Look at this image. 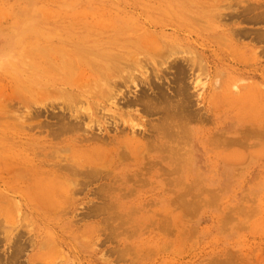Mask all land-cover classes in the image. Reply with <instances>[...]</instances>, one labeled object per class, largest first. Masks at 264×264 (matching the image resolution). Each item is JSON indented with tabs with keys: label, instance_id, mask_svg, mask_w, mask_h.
<instances>
[{
	"label": "rangeland",
	"instance_id": "1",
	"mask_svg": "<svg viewBox=\"0 0 264 264\" xmlns=\"http://www.w3.org/2000/svg\"><path fill=\"white\" fill-rule=\"evenodd\" d=\"M0 202V264H264V0H0Z\"/></svg>",
	"mask_w": 264,
	"mask_h": 264
},
{
	"label": "bare ground",
	"instance_id": "2",
	"mask_svg": "<svg viewBox=\"0 0 264 264\" xmlns=\"http://www.w3.org/2000/svg\"><path fill=\"white\" fill-rule=\"evenodd\" d=\"M149 42H150V41H149ZM146 46H147V45H146ZM147 48H148V47H147ZM149 48H150V47H149ZM149 48H148V49H149ZM156 48H158V47H156ZM155 50H157V49H155ZM177 65H178V64H177ZM177 65H176V66H177ZM180 65H181V64H180ZM162 66H163V65H162ZM189 66H190V65H189ZM127 69H128V68H127ZM179 69H180V68H179ZM97 71H98V70H97ZM182 72H183V71H182ZM79 73H80V72H79ZM99 73H100V72H99ZM124 73H125V72H124ZM122 74H123V72H122ZM186 74H187V73H186ZM198 75H199V74H198ZM122 76H123V75H122ZM101 77H102V76H101ZM112 78H113V77H112ZM184 78H185V77H184ZM117 79H118V78H117ZM182 79H183V78H182ZM99 80H100V79H99ZM104 81H105V80H104ZM112 81H113V80H112ZM107 82H108V81H107ZM141 82H142V81H141ZM92 83H93V82H92ZM114 83H115V82H114ZM130 83H131V82H130ZM193 83H194V82H193ZM184 84H185V83H184ZM101 85H102V84H101ZM113 85H114V84H113ZM96 86H97V85H96ZM79 87H80V86H79ZM99 87H101V86H99ZM159 87H160V86H159ZM111 88H112V87H111ZM24 89H25V88H24ZM96 89H97V88H96ZM101 89H102V87H101ZM97 90H98V89H97ZM103 90H104V89H103ZM95 91H96V90H95ZM33 93H34V92H33ZM177 93H178V92H177ZM162 94H163V93H162ZM68 97H69V96H68ZM64 98H65V97H64ZM184 98H185V97H184ZM116 99H117V98H116ZM140 99H141V101H143L142 98H140ZM181 100H182V99H181ZM76 101H77V100H76ZM80 101H81V100H80ZM186 101H187V98H186ZM66 102H67V101H66ZM77 103H78V102H77ZM122 103H123V102H122ZM71 104H72V103H71ZM145 104H146V103H145ZM122 105H123V104H122ZM122 105H121V106H122ZM42 106H43V105H42ZM80 106H81V104H80ZM79 108H80V107H79ZM143 108H144V107H143ZM62 110H63V109H62ZM143 110H144V109H143ZM80 111H81V110H80ZM45 112H46V111H45ZM166 112H167V111H166ZM96 113H97V112H96ZM144 113H145V112H144ZM184 113H185V111H184ZM104 115H105V114H104ZM178 115H180V114L178 113ZM109 116H110V115H109ZM189 116H190V115H189ZM66 117H67V116H66ZM66 117H65V118H66ZM83 117H84V116H83ZM179 117H180V116H179ZM188 118H189V117H188ZM159 119H160V118H159ZM161 119H162V118H161ZM164 119H166V118H164ZM167 119H168V118H167ZM62 120H63V118H62ZM76 120H77V119H76ZM80 120H81V119H80ZM183 120H184V119H183ZM66 121H67V120H66ZM166 121H167V120H165V122H166ZM170 121H171V120H170ZM71 122H72V121H71ZM165 122H164V123H165ZM63 123H64V122H63ZM171 123H172V121H171ZM173 123H174V122H173ZM78 124H79V123H78ZM156 125H157V124H156ZM173 125H174V124H173ZM173 125H172V126H173ZM176 125H177V123H176ZM59 126H61V125H59ZM64 126H65V124H64ZM162 127H163V126H162ZM165 127H166V129H168L167 126H165ZM169 127H170V125H169ZM70 128H72V127L70 126ZM160 128H161V127H160ZM172 128H173V127H172ZM66 129H67V128H66ZM91 129H92V128H91ZM155 129H157V128H155ZM166 129H165V130H166ZM175 129H176V128H175ZM177 129H178V126H177ZM179 129H180V128H179ZM158 130H159V129H158ZM162 130H163V128H161L160 131H162ZM172 130H174V129H172ZM183 130H184V129H183ZM75 131H76V130H75ZM170 131H171V128H170L169 132H170ZM95 132H96V131H95ZM164 132H165V131H164ZM175 132H176V131H175ZM175 132H173V133H175ZM185 132H186V131H185ZM52 133H53V132H52ZM87 133H88V132H87ZM96 133H97V132H96ZM136 133H137V132H136ZM160 133H161V132H160ZM173 133H172V134H173ZM180 133H181V132H180ZM172 134H171V135H172ZM169 135H170V134H169ZM174 135H175V134H174ZM172 136H173V135H172ZM56 137H57V136H56ZM102 137H103V136H102ZM104 137H105V136H104ZM167 137H168V136H167ZM167 137H165V138H167ZM169 137H170V136H169ZM88 138H90V137H88ZM98 138H99V137H98ZM98 138H96V139H98ZM178 138H179V137H178ZM98 140H99V139H98ZM105 140H106V139H105ZM129 140H130V139H129ZM175 140H176V139H175ZM88 141H89V139H88ZM176 142H177V141H176ZM171 143H172V142H171ZM139 145H140V144H139ZM177 145H178V144H177ZM178 149H179V148H178ZM137 150H138V149H137ZM176 151H177V150H176ZM51 156H52V155H51ZM124 156H125V155H124ZM106 158H107V157H106ZM89 159H92V158H89V157H88V161H87V159H85V161H86V162H89ZM108 159H109V158H108ZM93 160H94V158H93L91 161L93 162ZM104 160H105V159H104ZM121 160H122V158H121ZM82 161H84V160H82ZM91 161H90V163H91ZM111 161H113V160H111ZM18 162H19V160H18ZM104 162H105V161H104ZM10 163H11V162H9V164H10ZM90 163H89V164H90ZM94 163H95V164H94ZM101 163H103V161H102ZM101 163L99 164L98 162H95V161H94V162L92 163L94 166L90 167V168H92V169L95 170V171L93 170L92 172H95V173L97 174V172H96V170H97L98 173H99V171H101V169H100V170H98V169L103 167V164H101ZM13 164H14V163H13ZM89 164H88V166H90ZM110 164H114V163H110ZM110 164H109V166H110ZM11 165H12V164H11ZM96 165H97V166H101V167H97V168H96V167H95ZM9 167H11V166H9ZM7 168H8V167H7ZM28 168H29V167H28ZM64 168H65V167H64ZM18 169H19V168H18ZM13 170H15V168H13ZM16 170H17V169H16ZM64 170H65V169H64ZM107 170H108V169H107ZM4 171H5V169H4ZM4 171H3V172H4ZM8 171H9V170H8ZM8 171H7V172H8ZM5 172H6V171H5ZM5 172H4V173H5ZM14 172H15V171H14ZM47 172H48V171H47ZM101 172H102V171H101ZM33 173H34V172H33ZM82 173H83V172H82ZM7 174H9V173H7ZM84 174H85V173H84ZM84 174H82V175H84ZM86 174H87V173H86ZM71 175H72V174H71ZM79 175H81V174H79ZM89 175H90V174H89ZM89 175H88V176H89ZM99 175H100V174H99ZM51 176H52V175H51ZM94 176H96V175L94 174ZM96 177H97V176H96ZM96 177H94V178H96ZM51 178H52V177H51ZM108 180H109V179H108ZM39 181H40V182H39V185H40V183L42 184V182H41L42 180H39ZM48 181H51V180L48 179ZM89 182H90V181H89ZM43 183H44V182H43ZM87 183H88V182H87ZM46 184H47V186H48V182H47V183L45 182V185H46ZM49 184H50V183H49ZM107 184H108V183H107ZM37 185H38V183H37ZM45 185L42 186V187H44V189H45ZM50 185H51V184H50ZM47 186H46V190H43V191H42V194H40L41 196H44L45 199H46V200H45L44 197H43V199H41L42 201H43V200H44V201H47V199H48V198H46V191H47V194H48V191H51V190H52V189L50 190V188H49V190H48V187H47ZM42 187L40 186V189H42ZM54 187H55V186H54ZM2 188H3V187H2ZM37 188H38V190H39V187H38V186H37ZM53 189L55 190V188H53ZM2 190H3V189H2ZM36 190H37V189H36ZM3 191H4V190H3ZM6 191H7V190H6ZM34 191H35V189H34ZM56 191H57V190H56ZM56 191H54V192H56ZM39 192H40V190H39ZM37 193H38V191H37ZM40 193H41V192H40ZM49 193H50V192H49ZM52 194H53V193H52ZM36 195H39V193L36 194ZM50 195H51V194H50ZM50 195H48V196H49V199H48L49 201L51 200V199H50V197H51ZM34 196H35V195H34ZM53 196H54V195H52V197H53ZM57 197H58V196H57ZM66 197H67V196H66ZM35 198H37V197L35 196ZM40 198H41V197H40ZM53 198L55 199V196H54ZM37 199H38V198H37ZM54 199H53V201H54L55 203H56V201L58 202V200H54ZM64 199H65V198H64ZM1 200H2V199H1ZM41 200H40V202H41ZM53 201H50V202H53ZM2 202H3V201H2ZM2 202H0V204H2ZM47 202H48V201H47ZM47 202H45V203H47ZM50 202H49V203H50ZM49 203H48V204H49ZM4 204H5V203H4ZM42 204H43V203H42ZM51 204H52V203H51ZM0 206H1V205H0ZM3 209H4V208H3ZM3 209H2V210H3ZM7 210H8V209H7ZM3 212H4V211H3ZM8 212H11V211H8ZM8 212H4V214H5V213H8ZM4 214H2V215H4ZM8 214H9V213H8ZM9 215L11 216V213H10ZM4 216H5V215H4ZM7 216H8V215L6 214V217H7ZM6 217H5V219H6ZM6 220H7V219H6ZM11 221L13 222L14 220L10 219V223H11ZM6 262H7V261H6ZM0 263H1V262H0Z\"/></svg>",
	"mask_w": 264,
	"mask_h": 264
}]
</instances>
